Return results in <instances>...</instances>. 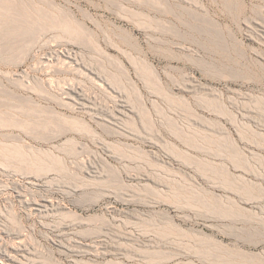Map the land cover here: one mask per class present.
Instances as JSON below:
<instances>
[{"label": "rangeland", "instance_id": "1", "mask_svg": "<svg viewBox=\"0 0 264 264\" xmlns=\"http://www.w3.org/2000/svg\"><path fill=\"white\" fill-rule=\"evenodd\" d=\"M0 4V261L264 264V0Z\"/></svg>", "mask_w": 264, "mask_h": 264}, {"label": "bare ground", "instance_id": "2", "mask_svg": "<svg viewBox=\"0 0 264 264\" xmlns=\"http://www.w3.org/2000/svg\"><path fill=\"white\" fill-rule=\"evenodd\" d=\"M6 1H7V0H6ZM1 2H2V1H1ZM6 3H7V2H6ZM15 3H16V2H15ZM19 3H20V2H19ZM19 3H18V4H19ZM16 4H17V3H16ZM18 4H17V5H18ZM0 5H1V4H0ZM2 5H4L5 7H7L8 4H7V5L2 4ZM14 7H15V5H14ZM14 7H13V8H14ZM7 8H8V7H7ZM14 9H15V8H14ZM21 9H23V8H21ZM0 11H1V10H0ZM5 11H6V10H5ZM23 11H25V10H23ZM14 12L16 13L17 10L15 9V11H13V13H14ZM20 12H21V11H20ZM18 13H19V11H18ZM23 13H24V12H23ZM20 14H21V16L23 15L22 13H20ZM24 15H25V13H24ZM19 16H20V15H19ZM21 16H20V17H21ZM14 17H15V15H14ZM20 17H19V18H20ZM17 19H18V18H17ZM19 22H20V21H19ZM16 23H18V22H16ZM20 24L23 25L22 22H21ZM15 26H16V25H15ZM15 26H14V27H15ZM16 27H17V26H16ZM22 27H23V26H22ZM17 28H20V27H17ZM11 29H12V28H11ZM11 29H10V30H11ZM15 29H16V28H15ZM22 29H24V28H21V30H22ZM25 29H28V28H25ZM25 29H24V30H25ZM13 30H14V29H13ZM21 30H20V31H21ZM25 31H27V30H25ZM29 31H30V30H29ZM13 32L16 33L17 30H14ZM21 32H22V31H21ZM10 33H11V31H10ZM10 33H9V34H10ZM15 33H14V36H15ZM23 33H24V31H23ZM23 33H22V35H23ZM27 33H28V32H27ZM7 34H8V33H7ZM9 34H8V35H9ZM16 34H19V32L16 33ZM20 34H21V33H20ZM24 35H25V34H24ZM12 36H13V35H12ZM14 36H13V37H14ZM19 36H20V35H19ZM15 37H16V36H15ZM30 38H31V37H30ZM8 39H9V38H8ZM12 39H13V38H12ZM9 40H11V39H9ZM15 40H16V39H15ZM31 40H32V39H31ZM7 41H8V40H7ZM28 41H29V40H28ZM32 42H33V41H31V43H32ZM34 42H35V41H34ZM13 44H14V43H13ZM27 45H28V44H27ZM9 46H10V45H9ZM12 46H13V45H12ZM27 84H29V83H27ZM28 86H30V85H28ZM23 87H24V86H23ZM28 88H29V87H28ZM30 89H31V88H30ZM31 90H33V89H31ZM13 96H14V95H13ZM17 96H18V95H17ZM20 96H22V95H20ZM20 96H19V97H20ZM27 97H28V96H27ZM19 103H20V102H19ZM23 103H24V102H23ZM20 156H21V155H20ZM239 176H240V175H239ZM0 251H1V250H0ZM0 264H4V263H3L2 261H0Z\"/></svg>", "mask_w": 264, "mask_h": 264}]
</instances>
